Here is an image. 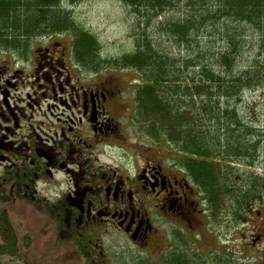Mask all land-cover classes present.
I'll return each mask as SVG.
<instances>
[{
  "label": "flooded vegetation",
  "instance_id": "1",
  "mask_svg": "<svg viewBox=\"0 0 264 264\" xmlns=\"http://www.w3.org/2000/svg\"><path fill=\"white\" fill-rule=\"evenodd\" d=\"M48 38L44 52L55 62L64 55ZM45 82H51L48 74L38 73L31 88L46 89ZM71 97L72 105L60 101L63 111L47 105L33 125L13 119L17 115H0L12 123L0 130V205L44 214L40 233L53 226L62 253H46L44 246L42 254L47 255L42 258H19L16 229L2 209L0 238L11 239L13 258L0 259V264L150 263L146 258L163 264L173 258H220L203 245L207 227L214 225L210 220L220 218L219 213L192 172L178 165L176 154L165 163L160 147L142 150L134 156L138 165L135 170L133 164L131 177L114 169L115 153L132 158L120 125L130 112L121 102V90L94 85ZM116 106L119 111L112 110ZM6 107L12 108L8 100ZM254 211L251 207L248 215ZM259 240L257 236L254 242Z\"/></svg>",
  "mask_w": 264,
  "mask_h": 264
},
{
  "label": "trees",
  "instance_id": "2",
  "mask_svg": "<svg viewBox=\"0 0 264 264\" xmlns=\"http://www.w3.org/2000/svg\"><path fill=\"white\" fill-rule=\"evenodd\" d=\"M83 1L0 0V48L24 55L32 39L70 34L72 58L83 71L138 72V127L176 152L178 165L192 172L218 213L225 206L237 222L248 216L264 199V180L245 172L236 183L224 162L254 166L264 144V131L245 126L235 107L243 91L264 85V0H122L135 49L115 60L101 58L100 41L69 10ZM249 31L257 35V58L240 74H229L244 62ZM220 157L223 163L214 161ZM230 259L210 262L237 264ZM163 264L206 263L173 258Z\"/></svg>",
  "mask_w": 264,
  "mask_h": 264
},
{
  "label": "rangeland",
  "instance_id": "3",
  "mask_svg": "<svg viewBox=\"0 0 264 264\" xmlns=\"http://www.w3.org/2000/svg\"><path fill=\"white\" fill-rule=\"evenodd\" d=\"M76 21L95 35L101 43V58L108 60L119 59L126 54L134 51V40L131 32V16L123 6L122 0H84L69 7ZM257 35L248 32L245 36V45L242 47L244 62L237 66V69L229 74L238 75L248 66L253 64L257 58V50L252 47L257 39ZM47 37L32 39L30 49L27 54L18 55L17 53L0 48V115L7 114V118L12 117L21 121L22 124H35L39 119L40 113L46 110L50 105V110L63 111L60 104L61 100L72 105L71 98H74L88 86L102 87L103 85L112 86L121 90V102H125V107L129 106V118L120 119L122 131L125 133L129 161L122 152L115 153L113 167L115 170L122 169L123 172L131 177L136 170L137 162L134 156L137 153L154 151L159 148L161 158L165 163H169L171 150L167 145L157 144L148 137L139 127L136 119V87L142 82L138 72L132 69H108L98 75L83 71L72 58V37L70 34L52 36L50 42L55 47L60 48L63 57L53 62L44 52L48 45ZM219 49L223 46L217 45ZM42 48V54L38 50ZM186 55V54H183ZM40 74H48L51 82L43 83L48 86L46 89L32 87V81ZM53 81V82H52ZM37 85V83H36ZM37 91V92H36ZM36 92V93H35ZM10 103L11 109L6 107V102ZM66 105V104H65ZM120 106L112 108L113 111H119ZM239 118L247 127H254L256 130L264 131V85L255 86L253 89L245 90L235 104ZM125 109V108H124ZM67 110V109H66ZM123 122V123H122ZM11 126L8 119L0 117V130L4 132L5 126ZM264 137V134H263ZM174 152L173 154H175ZM180 155V154H179ZM124 156V158H120ZM215 162L223 163L220 157L215 158ZM225 166L231 169L236 176L243 173H254L260 178L264 177V144L258 151V158L252 161L254 166L248 162L240 163L234 161L224 162ZM237 163V164H236ZM135 164V170L134 165ZM118 168V169H117ZM237 170L239 171L237 175ZM9 203L7 206L0 205V211L8 210L17 234V246L19 249V258H42V247H46L50 254H62L60 246L55 241L53 226L49 232L43 230V235L48 241H45L40 227L43 224L44 214L36 212L34 208H24L22 212L15 210ZM255 213L245 216L239 221L228 214V207L223 206L219 212V217L215 216L211 223L214 225L207 227L205 247L210 255L220 258H231L230 260L237 264H261L264 260V203L261 201L252 205ZM256 211H261L262 215H257ZM218 218V219H217ZM219 224V225H218ZM12 226H9L11 228ZM9 232V229L8 231ZM45 233V234H44ZM48 234V235H47ZM259 236L260 240L254 242ZM9 237V236H8ZM7 240V239H6ZM2 240L0 238V259L8 260L12 257V241ZM30 240V241H28ZM48 243L47 245L45 243ZM52 241L56 242L53 244ZM206 253V252H205ZM208 254V253H206ZM225 254L229 255L226 256ZM233 256V257H232ZM210 258H202L206 264H211ZM150 264H156L157 258H146Z\"/></svg>",
  "mask_w": 264,
  "mask_h": 264
}]
</instances>
